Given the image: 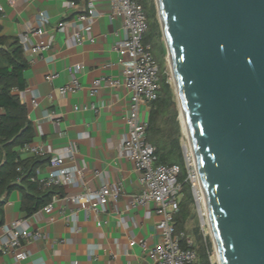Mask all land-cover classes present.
Listing matches in <instances>:
<instances>
[{"label": "crops", "instance_id": "1", "mask_svg": "<svg viewBox=\"0 0 264 264\" xmlns=\"http://www.w3.org/2000/svg\"><path fill=\"white\" fill-rule=\"evenodd\" d=\"M70 1L0 0L1 33L19 38L28 61L23 71L26 86L18 93L33 125L29 142L45 151L35 154L22 146L16 149L22 157L43 158L37 174L41 178L48 174L51 155H65L72 148V156H64L63 166L74 170L73 179L52 185L58 188L54 193L88 191L105 180L120 181L121 191L105 208L84 210L57 199L49 213L26 215L21 209V191L12 190L4 204L3 224L26 219L29 229L42 236L23 240L25 258L0 254V264H154L148 248L139 241L151 245L158 240L160 215L152 204L129 205L132 195L140 191V183L134 163L120 151L131 90L123 83L102 86L95 94L89 90L99 75L122 80L123 61L114 48L124 36L122 20L112 16L108 2L101 1L91 12L90 30L76 43L71 36L73 24L58 26L59 21L85 11V0ZM42 14L47 21L41 25ZM40 25L43 32L37 34L34 30ZM41 42L48 48L33 52L31 47ZM54 71L58 76L48 80L46 75ZM75 77L82 87L61 93L59 88ZM149 112L150 102L141 103L140 115L148 120ZM132 239L136 242L131 245Z\"/></svg>", "mask_w": 264, "mask_h": 264}, {"label": "water", "instance_id": "2", "mask_svg": "<svg viewBox=\"0 0 264 264\" xmlns=\"http://www.w3.org/2000/svg\"><path fill=\"white\" fill-rule=\"evenodd\" d=\"M219 264H264V0H155Z\"/></svg>", "mask_w": 264, "mask_h": 264}, {"label": "built area", "instance_id": "3", "mask_svg": "<svg viewBox=\"0 0 264 264\" xmlns=\"http://www.w3.org/2000/svg\"><path fill=\"white\" fill-rule=\"evenodd\" d=\"M106 1L110 5L111 14L122 20L123 39L114 47L123 61L122 80L119 77L99 75L95 77L89 90L95 94L105 85L125 84L131 90L129 108L125 116L127 131L120 145L121 153L131 160L138 172L140 191L133 194L129 200L130 206H146L152 204L155 213L160 215L157 221L159 238L148 245L145 240L139 244L148 248V254L154 264H198L197 250L193 238L183 230H177L175 215L179 210L182 196V184L178 180L181 166L177 163L157 161L154 146L147 140V119L140 115V104L149 103L157 98L159 90V66L152 52L149 42L143 40L147 30V18L142 4L138 0H85V11L78 13L74 19L61 20L58 26L73 24L72 40L79 43L92 24V10L96 5ZM71 4L74 1H70ZM41 25L47 21V15H41ZM34 31L42 34V26ZM48 48V44L39 43L31 47L33 52H41ZM81 67H83L81 65ZM58 76V72L46 75L48 80ZM82 87L78 78H70L59 89L61 93L75 91ZM35 102V99H34ZM86 107V106H83ZM1 112V109H0ZM22 148L35 154H42L45 148L25 142ZM72 148H67V154H56L49 157V171L45 177L37 178L38 168L31 178L36 180L41 188L70 182L74 170L63 166L64 156H72ZM186 179L190 183L197 210L203 217L205 207L202 204V189L194 156L191 150L183 148ZM121 191V182L103 181L98 187L83 192H67L52 194L49 202L33 212L49 213L57 199L64 203L78 204L84 210L105 208L108 202L115 201ZM3 235L0 237V254H12L15 259H23L27 253L21 249L23 240H34L42 236L39 231L29 229L26 219H14L2 225ZM135 240H130L134 244Z\"/></svg>", "mask_w": 264, "mask_h": 264}, {"label": "trees", "instance_id": "4", "mask_svg": "<svg viewBox=\"0 0 264 264\" xmlns=\"http://www.w3.org/2000/svg\"><path fill=\"white\" fill-rule=\"evenodd\" d=\"M138 1L142 4L147 18V30L143 40L149 42L153 48L156 37L160 35L158 21L153 18L155 5L153 0ZM158 47L163 62L158 64L159 90L157 98L150 102L146 137L155 148L157 161L177 163L181 166L178 180L182 184V196L175 215V225L177 230L186 232L185 225L192 216L190 204L194 198L190 183L186 179L178 110L171 85L163 72L166 46L161 43ZM27 65L24 47L19 38L2 34L0 25V225L4 222V204L12 190L21 191V209L26 215H31L41 208L58 190L55 186L42 189L36 180L31 179L43 161L40 155L22 157L16 149L17 146L31 141L34 135L33 125L18 93L26 86L23 71ZM196 250L198 264H213L209 257L212 250L209 238H204L199 250L197 247Z\"/></svg>", "mask_w": 264, "mask_h": 264}, {"label": "rangeland", "instance_id": "5", "mask_svg": "<svg viewBox=\"0 0 264 264\" xmlns=\"http://www.w3.org/2000/svg\"><path fill=\"white\" fill-rule=\"evenodd\" d=\"M153 4L155 5V15H154L153 18H154V20L158 21L159 28H160V35L156 37L155 43L153 44L152 50L154 52L155 59H156L157 63L161 65L162 62H163V58H162V55H161V53L159 51L158 45L161 44V43L165 44V40H164V36H163V33H162V29H161V25H160L159 13H158V10H157V6H156V1L155 0H153ZM163 72L166 73L167 79H168V81H169V83L171 85L172 92H173V98H174V100L176 102V107H177V110H178L177 119H178L179 125H180V142H181V146H183L184 150L185 149L190 150L188 138L186 137V135L184 134V132L182 130L181 120H180V117H179L180 115H179L178 99H177V95H176V91H175V84H174V79H173V76H172L170 63H169V60H168V57H167V49H166V53H165V56H164ZM160 122H161V124H163L162 120H160ZM190 209H191L192 216L186 222V225H185L186 232L193 238L194 244H195V246L197 247L198 250H199V246H200L201 242H203L204 238H209L211 240V244H212V250H211V253L209 255L210 260H211V262L213 264H219L218 263V259H217L216 248L214 246L213 238H212V235H211V228H210V225L208 224L209 221L208 222L206 220L202 221L201 214L197 210V205H196L195 199L190 204Z\"/></svg>", "mask_w": 264, "mask_h": 264}, {"label": "bare ground", "instance_id": "6", "mask_svg": "<svg viewBox=\"0 0 264 264\" xmlns=\"http://www.w3.org/2000/svg\"><path fill=\"white\" fill-rule=\"evenodd\" d=\"M179 115H180L179 117L181 120L182 130H183L184 134L186 135V137L188 138V142H189V132H188V128H187L186 119H185V116H184V113L182 112V110H180ZM189 147H190V145H189ZM190 150H191V147H190ZM201 198H202V204H204V207H205V215L203 217V220H206L208 222L209 216H208L207 207L205 206L206 202H205V197H204L203 193L201 195Z\"/></svg>", "mask_w": 264, "mask_h": 264}]
</instances>
